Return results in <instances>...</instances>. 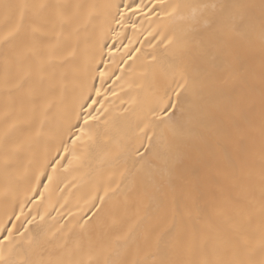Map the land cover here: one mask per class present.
Masks as SVG:
<instances>
[{"label":"snow or ice","instance_id":"1","mask_svg":"<svg viewBox=\"0 0 264 264\" xmlns=\"http://www.w3.org/2000/svg\"><path fill=\"white\" fill-rule=\"evenodd\" d=\"M0 98V264H264V0H0Z\"/></svg>","mask_w":264,"mask_h":264},{"label":"bare ground","instance_id":"2","mask_svg":"<svg viewBox=\"0 0 264 264\" xmlns=\"http://www.w3.org/2000/svg\"><path fill=\"white\" fill-rule=\"evenodd\" d=\"M88 2H91V0H88ZM145 3H148V0H145ZM133 19L142 20L143 17H134ZM145 27H147L146 24H145ZM127 36H129V37L132 36V29L131 28L127 29ZM140 39L143 40V37H141ZM144 43H145V50L150 51L151 49L147 48V42L144 41ZM123 44L127 45L128 40L124 39ZM133 46L138 48V47H140V44L137 43L135 41V39H133ZM108 47L112 48V51L115 54L116 60L119 61L121 56L125 52V48L121 46L120 40H117L116 45L113 46L112 39H109L108 40ZM117 48H120L119 52L116 51ZM104 60L108 62L109 67L114 66L112 64L111 58L107 54V48L105 49ZM97 63L99 64V61ZM129 63H131V61H129ZM120 67H124V65L120 64ZM99 70L104 71V66L102 64H99ZM112 79H114V77ZM118 84H119V82H117V84H112L111 80H107V78H106V83H105V86L102 89V91L109 93V99L117 101V107H119V106L127 107L128 106L127 103H124L123 101H120L117 97H112L110 95L111 89L116 88L118 95L125 97L126 100L130 99V96H128L127 94L133 90L130 89L127 84H125L124 90L121 91L120 88L118 87ZM94 87L101 88L99 73H96ZM93 98H95V93H93ZM3 103H4L3 99L0 98V107H2ZM95 107H99V106L96 105ZM73 131H75V129H73ZM51 134L53 136H57V135L62 134L63 138L65 140H68V138H69V134L61 127L59 122L54 123L52 125ZM53 154H55V153H53ZM49 171H51V170L49 169ZM87 171H88L87 168H82L80 170L69 169V171L67 173L62 172L60 174L62 182H59V181L57 182L58 188H57L56 184H54L53 186L50 187V192L45 193V200L41 201V203H43L45 205H47V200H48L49 195H51V199H52L53 203H55L57 200H59L60 203H64L65 200L68 201V204L65 208H63V209L57 208V211L60 212L59 216H57V211H51V215L53 217H56V219L55 220L49 219L48 220V226L51 227L53 229V231H55V229L57 227V224H56L57 220L60 221V223H65V222L69 221L70 218L67 215L69 208L75 209L77 203H80L81 205L83 204L84 198L87 196V194L90 191L87 180L83 179V177H85V174L87 173ZM41 180H42L43 184H47L46 178L41 177ZM65 184L68 185L67 188H65ZM0 185H2V180H0ZM27 188H28V177H25L22 174L21 178H20V183L15 190L14 199L17 201H22L24 199V195H25V192L27 191ZM52 188H56V190L54 192H52L51 191ZM38 191H44L43 187L41 186L38 189ZM36 199L38 200L39 198L36 197ZM4 208H5V205L3 202V198H2V196H0V219H3ZM29 208H34V205L32 203H29L28 205H26V207H25V213L26 214H27ZM41 211H43V209H41ZM17 213H19V208H17ZM72 219L74 220L75 218H72ZM23 221H24V217L21 216L20 220H18V221L13 220L12 222L16 223L19 226L21 223H23ZM5 223H8V222L5 221ZM68 227L72 228L73 225L71 223H69ZM75 230L79 231V229H75Z\"/></svg>","mask_w":264,"mask_h":264}]
</instances>
